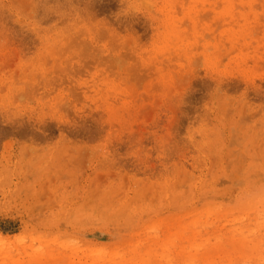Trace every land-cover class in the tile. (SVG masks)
Masks as SVG:
<instances>
[{
	"label": "rangeland",
	"instance_id": "obj_1",
	"mask_svg": "<svg viewBox=\"0 0 264 264\" xmlns=\"http://www.w3.org/2000/svg\"><path fill=\"white\" fill-rule=\"evenodd\" d=\"M141 260L264 264V0H0V264Z\"/></svg>",
	"mask_w": 264,
	"mask_h": 264
},
{
	"label": "bare ground",
	"instance_id": "obj_2",
	"mask_svg": "<svg viewBox=\"0 0 264 264\" xmlns=\"http://www.w3.org/2000/svg\"><path fill=\"white\" fill-rule=\"evenodd\" d=\"M28 130H30V134L31 133H33L34 131H32L31 129H28ZM25 132V131H24ZM23 132V133H24ZM28 133H29V131H27ZM27 132H26V134H27ZM20 133V132H19ZM23 133L21 132V134L23 135ZM25 134V135H26ZM24 135V136H25ZM63 140V139H62ZM68 144V143H67ZM35 149V146L32 144V143H27V144H21V145H19L18 146V150L21 152V153H27V152H31V151H33ZM74 149H75V151L79 154V155H81V156H83L84 154H85V150L83 149V148H81V147H79V146H74ZM23 155V154H22ZM25 155V154H24ZM184 229V228H183ZM182 229V232L184 231ZM226 241H227V243L229 244V243H234V248L235 249H237L238 250V252H241L242 251V248L244 247V246H248V243L244 240V239H242V240H237L236 239V237H229V238H227L226 239ZM252 244H254V243H252ZM219 246H217V248L215 247V249L216 250H221L220 248H218ZM254 247V246H253ZM216 252H219V251H216ZM166 254L164 253V254H162V256L164 257ZM205 255H206V258L204 257V259L205 260H208L207 259V256L209 255L208 253H205ZM139 258H141V256H138ZM219 259H222V256L220 255L219 257H218ZM217 263H221V261H207L206 262V264H217ZM137 264H146V262H145V260H141V261H139ZM188 264H195L194 262H190V263H188Z\"/></svg>",
	"mask_w": 264,
	"mask_h": 264
}]
</instances>
